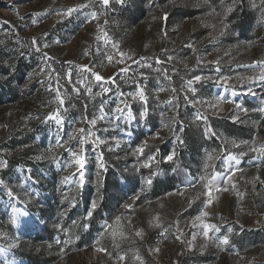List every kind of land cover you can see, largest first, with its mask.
I'll return each mask as SVG.
<instances>
[{"label":"rangeland","instance_id":"rangeland-1","mask_svg":"<svg viewBox=\"0 0 264 264\" xmlns=\"http://www.w3.org/2000/svg\"><path fill=\"white\" fill-rule=\"evenodd\" d=\"M88 2L0 0V249L5 250L0 264H31L16 256L15 249L24 237L42 232L48 221L53 237L45 246L56 257L51 264H184V258L194 256L199 260L193 264H264V155L249 151L264 143V71L257 64L264 61V0H110L107 7L92 0L88 8L62 14ZM239 6L248 7L249 13L237 25L230 14ZM92 11L99 13L95 20L88 16ZM101 29L109 37L107 44L98 39ZM118 50L128 54L123 63ZM109 54L115 57L112 62ZM84 65L91 71H83ZM92 72L105 78L100 83L109 92H102ZM194 76L202 78L193 83L195 95L183 87ZM85 77L92 95L77 83ZM138 86L146 104L129 95ZM56 89L66 97L63 106L55 98ZM102 104L107 118L97 121L94 136L83 145L85 167L80 170L70 163L68 149L79 151L77 130L92 127L88 121L100 115ZM117 105L123 113L115 111ZM57 110L60 125L48 119ZM150 110L153 124L147 122ZM129 111L131 120L124 118ZM197 112L204 119L196 120ZM184 123L194 124L202 137L192 154L185 153L181 142ZM208 127L215 135L205 134ZM145 142L144 155L134 154ZM225 146L246 154L232 180L221 183L228 190L213 194L210 215L203 219L220 231L210 230L205 239L194 220L204 210L205 189L202 183L187 185L206 174L209 153L227 155ZM102 153L114 162V172L132 176L135 186L128 191V182H123L122 203L111 215L93 219L88 216L92 203H85L81 191L100 167ZM170 154L181 171L178 182L149 191L145 179L161 178L160 168L173 162L166 159ZM148 156L155 159L144 168ZM213 171H224L223 159L214 160L207 174ZM13 207L19 211L16 224ZM140 218L157 229L154 246L146 250L136 243L145 240L144 231L142 238L135 235ZM224 235L229 243L219 246L213 238ZM121 255L124 261L118 259Z\"/></svg>","mask_w":264,"mask_h":264},{"label":"snow or ice","instance_id":"snow-or-ice-1","mask_svg":"<svg viewBox=\"0 0 264 264\" xmlns=\"http://www.w3.org/2000/svg\"><path fill=\"white\" fill-rule=\"evenodd\" d=\"M109 2L110 0H98V3L103 5L104 7H107L109 5ZM92 6V0H89L88 3H85V4H81V5H78V6H73V7H69L66 9V11H64L62 14L65 15V16H70L72 15V13L74 12H78L80 11L81 9H85V8H88ZM61 13H58V15H60ZM99 13L96 12V11H92L91 13L88 14V16L91 17L92 20H95L97 19ZM88 16L85 17V22H89L88 21ZM38 21L34 20L33 23H37ZM101 33L102 35L100 37H98V39H103L104 42L107 44L110 42L109 40V37L107 35L106 32L103 31V29H101ZM33 45H36L38 42L35 38H33ZM45 47H47V45H44ZM112 47L113 48H117L118 49V45L116 44H112ZM37 51H39V47H37L36 49ZM85 55H88L89 53L86 51L84 53ZM118 55L120 57V60L118 61L119 63H123L124 62V58L126 56H128L127 53L123 52V51H119L118 50ZM107 60L109 62H112L115 57L111 54L107 55ZM131 58V57H129ZM47 59H49V57L47 56V54L45 53V60L47 61ZM145 58H141V60H144ZM172 57L169 56V60H171ZM156 63L157 64H160L161 61L159 59L156 60ZM257 64L261 65L262 66V71H264V61H257ZM83 71L87 72V71H91V69H89V67L87 65H84V66H81ZM149 67H151V65H149ZM128 71V69H121V72H126ZM159 71V70H158ZM79 72V70H78ZM69 76V80L71 79V73L68 74ZM92 77L94 78V80L100 84V87H101V90L103 93H107L110 91V89L108 87H105L103 83H100L102 81L105 80V78L100 75L99 73L97 72H92ZM164 77L165 79H171L170 76H168L167 72H164ZM261 78H264V77H261ZM87 78L85 77L84 79H81V80H78L77 83L80 84L82 87H84L86 89V94L88 95H92L93 94V90H92V87H91V83H85V80ZM109 82L112 81V78L109 77L107 78ZM201 76H194L192 79H189L186 81V83L183 85V87L187 90V92H190L192 93L193 95L196 94V89L193 87V83L194 82H199L201 80ZM205 79H207L205 77ZM165 89L164 88H159L158 91H164ZM173 92L176 91V89H172ZM73 92H75L77 95L80 94V90L78 88H73ZM94 95L96 96H100L101 95V92H96ZM129 95H131L133 97V99H136L138 98L141 102H144L145 104L147 103V97L145 95V92L142 88H140L139 86L137 87V90L134 92V93H130ZM56 100L58 101L59 105L63 106L64 103H65V99L66 97H62L61 96V93L59 91V89H56ZM185 99H187V96L185 97ZM231 102V101H229ZM168 103H171V100L168 101ZM194 103H204L203 101H194ZM211 107L213 108H217V105H210ZM237 107L239 108L240 105H237ZM261 111H264V109H260ZM115 111L117 112H121L123 113V110L119 108V106L117 105ZM246 111V110H245ZM99 112H100V115L97 116V117H94L92 118L90 121H88V123H90V125L92 126L91 128H88V129H85V128H80L78 129L77 131L79 133H81V135L78 137V142H79V145H80V148H79V151H74L72 148H69L68 151L71 153V156H72V161H70V163H74L76 166H78V168L80 170H82L84 167H85V157L83 155V145L85 143L88 142L89 138H92L94 136V133H93V128L96 126L97 124V121L98 120H104L107 118V115L104 111V107H103V104L101 105L100 109H99ZM147 112V109L145 108L144 111H142L140 113V116L141 118H143L145 116ZM117 119H119L120 117H116ZM125 119L127 120H131L133 119V116H132V113L129 111L125 116H124ZM196 120H202L204 119V117L199 113L197 112L196 114ZM48 119H53L55 120V122L60 125L62 124L63 122V119L59 113V110H57V112L54 114V115H50L48 117ZM234 119H238L236 117H234ZM205 134L206 135H215V132L214 130L211 128V127H208L205 129ZM70 139H77L76 136H71ZM96 143H102L103 141H99V140H96L95 141ZM182 142V141H181ZM228 143H231L232 144V147L233 148H239L240 145L237 144L235 141H224V145H227ZM242 143H247V142H242ZM57 144L59 145L60 144V141H57ZM145 147H146V142H145V145L144 146H141V147H138L136 150H135V153L134 154H138V155H144V151H145ZM224 151L227 152V155L226 156H221V155H215L214 153H209L207 155V158H206V162L204 164V168H205V171H206V174L203 175V176H200L198 180L196 181H189L188 183V187H195L196 184L198 183H202L203 185V188L205 189L203 195H205L207 197V199L204 201V210H201L200 213L194 218L195 221H199L200 223V226H202L203 228V236L205 239H209V232L210 230H214L215 232H219L220 229L217 225L215 224H211V223H206L204 221V217H207L210 215L209 211H207V209H209L213 203H214V193L216 192H220V191H227L228 189L227 188H221V183L223 184H228L232 178H233V175L235 174L236 171H239L240 169L237 168V166L240 164V157L244 156L246 153L243 152V151H240L238 153H233L231 151H229L227 149V147L225 146L224 147ZM249 151L251 152H254V153H257L258 155H264V143H261L259 144L258 146L256 145H253L249 148ZM155 159L154 156H148L147 158V162L143 163L142 167L144 168H150L151 167V163L153 160ZM167 160H173L174 159V154H170L169 156L166 157ZM217 159H223V164H224V171L222 172H216V171H213L211 174H207V169L211 168L212 167V162L214 160H217ZM4 164L3 162H0V167H3ZM101 167H103V164L100 165ZM80 175L81 177L83 176V172L80 171ZM152 175H155V173H152ZM69 180V177H65V182H67ZM80 183H83V180L81 179ZM152 183V180L150 178H146L145 181H144V184L147 186V185H151ZM0 184H3V181H0ZM234 187V185H233ZM11 195V193H9ZM191 203V202H190ZM97 207L96 205V202H93L92 205H91V209L89 210L88 212V216L91 217L92 215V211ZM125 207H130L129 205H125ZM18 214H19V211L18 209H16L15 207L12 208V223L13 224H16L18 222ZM121 220V217H116V221L119 222ZM178 223V222H177ZM155 227H159L160 225L159 224H155L154 225ZM196 224L194 223L193 224V227H195ZM111 227V226H109ZM229 233H231L233 230L232 228H228L227 230ZM165 233H161V235H164ZM113 235L115 236L116 235V232L114 231L113 232ZM120 235L123 236V232H120ZM135 235L137 237H143V230L142 229H138L136 230L135 232ZM183 235V233L181 232L180 235H177L176 236V239L177 240H180L181 239V236ZM195 238V236H194ZM219 246H223V245H227L229 243V237L228 235H224L222 237H218V238H213ZM5 250L4 249H0V253H3ZM98 251H104V249H98ZM155 251H159V249H155ZM120 261H124L125 260V256L121 255L119 256L118 258ZM135 259L140 261L141 258L139 255H136L135 256ZM141 264H143V262L141 261Z\"/></svg>","mask_w":264,"mask_h":264},{"label":"trees","instance_id":"trees-1","mask_svg":"<svg viewBox=\"0 0 264 264\" xmlns=\"http://www.w3.org/2000/svg\"><path fill=\"white\" fill-rule=\"evenodd\" d=\"M248 7L239 6L231 12L232 21L242 24L247 19ZM154 110H150L147 113V122L153 124L152 117ZM192 123H184L182 131V144H185V153L192 154L194 150L199 145V142L202 140V137L196 135V130L193 127ZM153 126V125H151ZM104 154V156H103ZM102 162L103 167H99L95 175H92L89 178V184H85L81 191V196L85 199V203L96 202L97 207L92 212V218L102 219V215H111L116 207L122 203L123 195L125 189L121 187L123 182H128V191L132 190L135 186V180L132 176L125 173H116L114 172V162L111 159H107L105 153H102ZM162 159H159L161 161ZM163 164L160 168L162 171L161 178L153 179L151 185L149 186V191L155 192L159 191L162 187H174L178 182L179 176H181V171L172 163ZM114 172V173H113ZM91 184H94V187H91ZM49 206V204H47ZM50 209V208H49ZM141 223L139 227L144 231L145 237L144 241L136 240V243L141 249L146 250L148 247L154 246V236L157 233V229L147 226L146 219L140 218ZM44 225L42 232H38L32 236H26L21 241V243L15 249V255L25 258L31 261V264H51L56 259L55 253L52 250H49L45 244L46 241H52L53 233L49 226L51 223L48 221ZM264 232V229H262ZM53 244V243H52ZM262 245H264V233H262ZM199 259L197 257L184 258V264H193ZM182 264V263H181Z\"/></svg>","mask_w":264,"mask_h":264}]
</instances>
